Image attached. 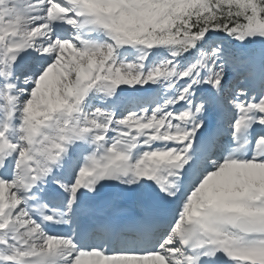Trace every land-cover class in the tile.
Here are the masks:
<instances>
[{"label":"snow or ice","instance_id":"obj_1","mask_svg":"<svg viewBox=\"0 0 264 264\" xmlns=\"http://www.w3.org/2000/svg\"><path fill=\"white\" fill-rule=\"evenodd\" d=\"M0 264H264V0H0Z\"/></svg>","mask_w":264,"mask_h":264}]
</instances>
